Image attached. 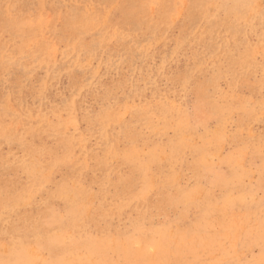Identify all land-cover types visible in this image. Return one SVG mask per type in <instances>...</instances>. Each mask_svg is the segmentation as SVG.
<instances>
[{"label": "rangeland", "instance_id": "rangeland-1", "mask_svg": "<svg viewBox=\"0 0 264 264\" xmlns=\"http://www.w3.org/2000/svg\"><path fill=\"white\" fill-rule=\"evenodd\" d=\"M0 264H264V0H0Z\"/></svg>", "mask_w": 264, "mask_h": 264}]
</instances>
